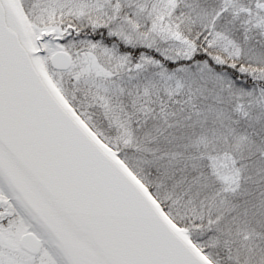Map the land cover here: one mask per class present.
Masks as SVG:
<instances>
[{"label": "snow or ice", "instance_id": "1", "mask_svg": "<svg viewBox=\"0 0 264 264\" xmlns=\"http://www.w3.org/2000/svg\"><path fill=\"white\" fill-rule=\"evenodd\" d=\"M0 264H264V0H0Z\"/></svg>", "mask_w": 264, "mask_h": 264}]
</instances>
